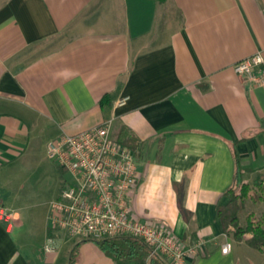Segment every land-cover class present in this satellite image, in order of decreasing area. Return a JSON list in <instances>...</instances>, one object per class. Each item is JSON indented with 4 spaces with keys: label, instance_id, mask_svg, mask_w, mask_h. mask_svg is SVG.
<instances>
[{
    "label": "crops",
    "instance_id": "1",
    "mask_svg": "<svg viewBox=\"0 0 264 264\" xmlns=\"http://www.w3.org/2000/svg\"><path fill=\"white\" fill-rule=\"evenodd\" d=\"M255 54L264 0H0V264H117L49 223L71 176L47 145L105 122L136 140L135 219L191 249L186 264H264L218 216L237 166L264 184V83L232 70Z\"/></svg>",
    "mask_w": 264,
    "mask_h": 264
},
{
    "label": "built area",
    "instance_id": "2",
    "mask_svg": "<svg viewBox=\"0 0 264 264\" xmlns=\"http://www.w3.org/2000/svg\"><path fill=\"white\" fill-rule=\"evenodd\" d=\"M264 57L255 54L232 65L237 75L253 83H264ZM127 97L118 99L123 107ZM110 122L74 135H61L47 145V156L71 176L59 197L50 203L49 223L53 230L82 239L98 240L128 235L142 240L151 254L169 264H186L192 250L163 225L140 222L132 216L129 198L138 184L134 158L111 137ZM0 222L11 226V214L0 207ZM228 245L222 251L227 253Z\"/></svg>",
    "mask_w": 264,
    "mask_h": 264
},
{
    "label": "trees",
    "instance_id": "3",
    "mask_svg": "<svg viewBox=\"0 0 264 264\" xmlns=\"http://www.w3.org/2000/svg\"><path fill=\"white\" fill-rule=\"evenodd\" d=\"M156 1L164 2L166 0ZM111 137L120 147L126 149H132L136 142L124 127H121L117 136L111 135ZM236 183H239L241 188L239 199H245L250 187L242 182V168L240 166H237L233 185L226 192L229 202L225 208H220L218 211L219 219L227 235L231 234L238 241L243 240L253 250L264 251V213L255 221L247 218L246 226L244 228L239 227L237 220L238 205L233 194V187ZM257 190L259 192L257 199L264 204V184H259ZM231 228L235 231L230 232ZM247 235L249 237L244 239V236ZM85 241L96 243L104 254L117 264L131 261L139 264H166L160 256L151 254V249L142 240L128 235Z\"/></svg>",
    "mask_w": 264,
    "mask_h": 264
},
{
    "label": "rangeland",
    "instance_id": "4",
    "mask_svg": "<svg viewBox=\"0 0 264 264\" xmlns=\"http://www.w3.org/2000/svg\"><path fill=\"white\" fill-rule=\"evenodd\" d=\"M57 185V180L53 175H46L38 177L37 180L33 181V186L36 190H43L46 188H53ZM250 190L245 199H239L240 197V184L236 183L233 187V194L236 198V203L238 205L237 220L238 225L241 228L246 226V219L257 220L262 213H264V204H262L258 199L259 192L257 189L249 186ZM231 232L235 231L233 228L230 229Z\"/></svg>",
    "mask_w": 264,
    "mask_h": 264
}]
</instances>
